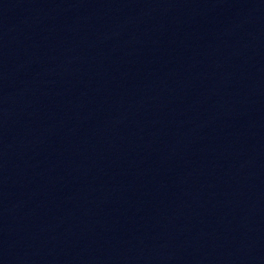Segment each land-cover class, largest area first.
Masks as SVG:
<instances>
[{
  "label": "water",
  "instance_id": "1",
  "mask_svg": "<svg viewBox=\"0 0 264 264\" xmlns=\"http://www.w3.org/2000/svg\"><path fill=\"white\" fill-rule=\"evenodd\" d=\"M0 264H264V0H0Z\"/></svg>",
  "mask_w": 264,
  "mask_h": 264
}]
</instances>
